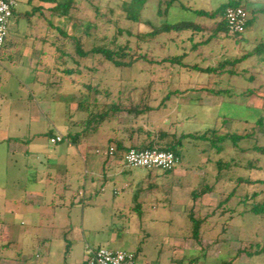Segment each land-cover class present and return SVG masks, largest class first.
I'll use <instances>...</instances> for the list:
<instances>
[{"label": "rangeland", "instance_id": "1", "mask_svg": "<svg viewBox=\"0 0 264 264\" xmlns=\"http://www.w3.org/2000/svg\"><path fill=\"white\" fill-rule=\"evenodd\" d=\"M180 1L160 16L159 0H150L142 13L143 24L126 21L120 10L123 0L79 1L73 15L83 23L82 29L97 24L85 39L87 51L110 43L117 18L121 27L134 33L150 32L147 21L159 28L195 22L207 32L192 39L190 29L149 35L142 44L147 62L121 70L102 64L104 57L95 53L81 61V75L69 78L63 71L75 67L66 55H74L72 43L48 25L50 20L68 29L67 20L46 12V17L32 14L29 21L20 14L38 3L30 6L28 0H20L7 38L12 46L0 62V264H82L87 244L95 250L139 249L151 264H264V254H258L264 245V184L246 182L264 181V153L243 151L264 148V124H258L259 119L264 123V63L253 57L229 66L234 75L218 76L160 63L184 53H188L186 63L204 67L242 58L264 42V0L243 2L252 23L240 43L220 35L202 47L197 43L206 40L221 19L207 20L193 10L214 11L232 0ZM97 6L104 14L98 20ZM76 25H70L71 32L83 35ZM41 75L52 83L41 84L37 80ZM87 84L97 87V92H90ZM171 92L167 110L150 117L152 129L180 135L216 128L223 134L252 137L240 141L238 148L228 141L221 154L208 142H185L176 172L129 168L123 163L121 176H117L116 156L96 153L109 149L111 130L121 127L116 122L69 148V155H58V148L50 144V129L69 126L71 114L76 120L87 117L77 108L79 102H89L96 111L118 94L136 100L150 95L149 102L159 106ZM62 103L74 104L75 113L60 108ZM40 115L44 120L37 119ZM131 121L123 115L124 123ZM70 126L73 133L84 128L74 122ZM17 139L32 144L16 143ZM74 159L75 169L66 172ZM219 160L229 168L221 171ZM56 161H64L65 166ZM133 177L139 179L131 181ZM240 178L246 181L240 184ZM206 187L213 192L193 197ZM257 205L260 213L252 210ZM191 213L205 219L200 242L193 237ZM143 215L146 224L139 225Z\"/></svg>", "mask_w": 264, "mask_h": 264}, {"label": "trees", "instance_id": "2", "mask_svg": "<svg viewBox=\"0 0 264 264\" xmlns=\"http://www.w3.org/2000/svg\"><path fill=\"white\" fill-rule=\"evenodd\" d=\"M36 0H28L29 5L31 6L32 3ZM42 3L50 4L51 7H43V6H33L30 11H26L20 14L22 18H25L29 21H31V15L37 14L41 15L43 17L45 16V13L48 12L49 15L57 18H65L70 25H76L77 27L80 26L82 34H74L69 29H63L61 26H56L53 21H48L49 27L52 29H56L58 34L61 36H64L66 40L71 41L72 47L75 51L74 55L70 53H66L67 56H71V62L75 67H68L65 68L63 71L66 77L73 78V76L81 75V61L83 59H86L90 56H94L93 54L99 53L101 56H103V63L107 64V66H113L118 69H130L134 65H136L138 62H147L148 56L147 54L143 53L142 51V44L145 41V38L149 35H152L153 37L161 35L163 32H171L172 30L182 31V30H191V38H194L196 34H202L204 35L207 30L201 26L200 23L190 22V24H186L187 22L181 23L180 26L175 27H167V25L162 26L159 28V26L154 25L151 21H147L145 23L146 27H149L151 29L150 32H137L134 33L130 29H124V27H121L118 24L119 18H117V22L114 23V29L112 31V38L110 43L106 44V47L102 46H94L91 48V50L87 51L85 49L86 42L85 39L87 36L91 34L94 28H97V24H89L85 30L82 29V22H78V18H76L73 15V11L77 8V4L79 1L83 0H37ZM150 0H123L120 10L125 14V19L127 22H132L136 24H143L141 23V17L143 10L145 9L147 3ZM246 2L247 4L251 3V0H232L228 3L222 4L219 6L216 10L212 11H206L202 9L193 10V12L202 18H205L207 20L212 21H219L218 19H221L219 22H217L215 28L211 32L210 36L206 40H201L197 43L198 46H204L208 45L215 37H218L220 35H226L228 38L235 39L236 43H240L242 39H245V34H232L229 29L227 22L225 20V12L226 9L229 7H244L242 4L243 2ZM20 3V0H19ZM181 3L180 0H159V15H167L169 8H172L176 6L177 4ZM182 5V4H181ZM184 5V4H183ZM165 6V10L163 11L161 7ZM184 8H191L185 6ZM245 8V7H244ZM247 10V9H246ZM97 14V20L102 18L104 14H100V8L96 7ZM263 12V11H262ZM111 13H114L111 11ZM18 12L17 9L14 11V16H17ZM249 14V12H248ZM79 23V25H78ZM252 20L249 18L248 24H247V31L251 27ZM88 34V35H86ZM8 38V37H7ZM241 38V39H240ZM240 39V40H238ZM65 42L62 44V47L65 46ZM10 46L9 40H6L5 49H7ZM197 47V46H196ZM188 57V53H184L178 56H172L165 58L160 63H171L173 65H181V69H184L185 71H195L199 74H204L208 76L217 75L218 74H224L227 72L228 74L234 75V70H229L228 67L236 66L239 63L244 62L247 59L256 57L261 62L264 63V42L259 43L252 51L248 52L245 56L239 59H235L234 61H224L219 64L218 67L214 66H201V64H190L186 63L185 60ZM100 59V63H101ZM231 68V69H232ZM74 85V80L72 81ZM90 92L96 91L97 87H92L90 84H87L85 86ZM97 92V91H96ZM121 93V92H120ZM218 93V92H217ZM216 93V94H217ZM172 92L169 93L159 104V106L152 105L150 101V95L146 97H142L139 100H136L132 96H128L126 98L122 97L121 94H118L119 96L116 99H109L108 102H106L103 105H100L101 107L97 109L96 111H93L90 109V104L85 102H79L78 109L81 111L87 112V117L85 119H81L76 122V127L78 126H84L83 130L77 131V132H68V134L64 137L63 142H68L71 145H79L80 142L83 139L90 138L91 136L95 134H99V131L102 127L108 126L109 124L116 122L118 126H121L118 128H113L111 130V133L114 134V137L109 138L108 140V146L109 148H114V156H122L124 158L125 154L130 149H137L138 151H145V150H158V151H167L172 152L176 156L181 158V162L183 160V153L182 150L184 148V143H191L194 141H205L208 142L213 148H218L217 153L221 154L223 150L225 149V144L228 141H231L233 144V147L238 148V143L244 139H248L252 137L250 134H238V133H221L216 128H211L206 130L204 133H187V134H178L175 130H168V129H158L154 130L152 129V124H149L150 117L153 115H159L162 114L163 111L167 110V103L171 101L170 97ZM123 115H127L131 118L130 123H124L123 122ZM146 123H145V122ZM145 123V124H144ZM162 124H165L166 121L162 120ZM258 124L262 125L263 120L259 119ZM117 126V127H118ZM51 134H47V136H50ZM16 142H23L21 140H16ZM29 142V141H28ZM129 144V145H127ZM243 151H258L260 153H264V148L255 146L253 148H245ZM219 169L222 171L224 168L228 169V164L223 163L221 160L218 162ZM251 168L255 167V165L251 164ZM149 170V169H148ZM153 170H159V169H153ZM152 171V170H150ZM168 174L173 173L174 171H165ZM246 179L240 178L239 182L240 184L244 183ZM247 184H254V183H262L264 184V181H253L252 179H248ZM213 192L210 187H206L201 192H197L199 195H196V192L193 193V197L200 198L207 193ZM235 192V191H233ZM232 195V193H231ZM200 196V197H199ZM256 197V194L254 195ZM230 199V197L226 198ZM254 212L260 213L258 205L252 209ZM191 221L194 224V239L198 242H200V227L202 223L205 221L201 218H196L194 214H190ZM136 256L138 257L137 252H134ZM258 254H264V245L263 247L258 251ZM85 264V262H84Z\"/></svg>", "mask_w": 264, "mask_h": 264}, {"label": "built area", "instance_id": "3", "mask_svg": "<svg viewBox=\"0 0 264 264\" xmlns=\"http://www.w3.org/2000/svg\"><path fill=\"white\" fill-rule=\"evenodd\" d=\"M19 0H0V62L4 57L5 44L9 35L11 20ZM225 20L232 34H244L247 31L249 14L246 8L229 7L225 12ZM64 137L57 135L50 139L51 144L57 145ZM114 148L107 151L97 149V154L114 156ZM124 163L129 168H145L149 170L174 171L181 163V158L167 151L130 149L124 156ZM117 193V192H116ZM39 256V255H38ZM37 256V257H38ZM85 264H148L140 262L134 252L118 249L90 250Z\"/></svg>", "mask_w": 264, "mask_h": 264}, {"label": "crops", "instance_id": "4", "mask_svg": "<svg viewBox=\"0 0 264 264\" xmlns=\"http://www.w3.org/2000/svg\"><path fill=\"white\" fill-rule=\"evenodd\" d=\"M33 3H38L37 5L35 4L34 6H43V7H45L46 8V4L45 3H42V2H39V1H34ZM32 3V4H33ZM48 5V4H47ZM51 7V6H50ZM9 43H10V45L12 46V42H10V40H9ZM15 45V44H14ZM13 45V46H14ZM43 71V70H42ZM42 76L43 75H41V77H39L38 76V78H37V80L41 83V84H44L45 83V80L47 81V83H52L49 79H44V78H42ZM60 81V83H61V80H59ZM55 83H57V82H55ZM61 102V101H60ZM73 105L74 104H72L71 106H64L63 105V103H62V105L60 104V108H62V109H67V110H70L71 112H73V114L75 113V110H74V108H73ZM77 106H78V104H77ZM78 108V107H77ZM66 118H67V116H66ZM37 119H42V120H44V118H43V116H39V117H37ZM77 121H79V120H76L75 118H74V115H72L71 114V116H70V118H69V121H68V123L70 124V125H72V123L74 122V123H76ZM67 125V124H66ZM65 126L64 128H62V127H60L62 130H63V132L61 131V130H59L60 128L58 127L57 129L58 130H56V131H53V130H49V132L47 133V134H51L50 136H48V139H49V141H50V139L52 138V137H55V136H57V135H60V136H66L67 134H68V132H70L71 131V126ZM76 127V126H75ZM16 143H18V142H16ZM20 143H22V142H20ZM25 143V142H24ZM25 144H27V146H30L31 144H32V142L29 140V142H27V143H25ZM50 144H51V142H50ZM53 145V144H52ZM59 145H63V146H65L66 148H62V149H59ZM55 147H57L58 148V150H56V152H57V154L58 155H60V156H64V155H69V148H71V147H78V145H71L70 143H68V142H62L61 144H57V145H54ZM77 151H78V148H77ZM116 162H117V166H119L120 168L118 169V172H117V176H121V175H123V173H124V171H123V169H121V166L123 165V163H124V158L122 157V156H118L117 158H116ZM55 163H59V165L58 166H61L62 164H63V166H65V163H64V161H56ZM67 164H68V162H67ZM50 165V164H49ZM67 169H65L66 170V172H68L69 170H70V168H72V170H74L75 169V167H76V165H75V159L72 161V163L71 164H68L67 166ZM68 170V171H67ZM178 170V168H176L175 170H174V172H176ZM173 172V173H174ZM135 179H139V177H136V178H132V180L131 181H134ZM85 185H86V183H85ZM149 185L151 186V187H153L154 186V184L153 183H151V182H149ZM66 188H69V190L71 189V186L67 183V185H66ZM104 190V187L102 188V191ZM141 191L142 190H140V191H138L139 192V194H138V196H139V198H141ZM81 192V191H80ZM147 202H139V204L142 206V204H146ZM138 204V207L140 206ZM141 222L139 223V225H143V223L145 222V224H146V221H144V215H143V218H141V220H140ZM90 250H95V248H94V246H91L90 244H87L86 245V251H85V253H84V257H83V259L81 260L82 261V264H84V262H85V260H86V258H87V256H88V253H89V251ZM135 252H137V254H138V259H139V261L140 262H143V263H148V264H151L149 261H147L146 259H143L142 257H143V254L141 253V250H137V251H135Z\"/></svg>", "mask_w": 264, "mask_h": 264}, {"label": "clouds", "instance_id": "5", "mask_svg": "<svg viewBox=\"0 0 264 264\" xmlns=\"http://www.w3.org/2000/svg\"><path fill=\"white\" fill-rule=\"evenodd\" d=\"M247 32V31H246Z\"/></svg>", "mask_w": 264, "mask_h": 264}]
</instances>
